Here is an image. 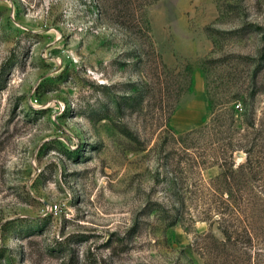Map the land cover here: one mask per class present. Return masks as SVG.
<instances>
[{"label": "rangeland", "instance_id": "rangeland-1", "mask_svg": "<svg viewBox=\"0 0 264 264\" xmlns=\"http://www.w3.org/2000/svg\"><path fill=\"white\" fill-rule=\"evenodd\" d=\"M0 264H264V0H0Z\"/></svg>", "mask_w": 264, "mask_h": 264}, {"label": "trees", "instance_id": "trees-1", "mask_svg": "<svg viewBox=\"0 0 264 264\" xmlns=\"http://www.w3.org/2000/svg\"><path fill=\"white\" fill-rule=\"evenodd\" d=\"M210 102L213 104V102H212V100H210ZM212 104H211V106H212ZM214 112V111H213ZM205 128H201V129H194V130H192V131H189L188 133H187V135L188 136H190V135H192V134H194V133H198V132H200V131H203ZM228 146V145H227ZM237 147V145H235L234 143H230L229 142V149H231V154L234 152V150H235V148ZM226 176V174H225V172H221L219 175H218V177H217V179L218 180H220V179H222L223 177H225Z\"/></svg>", "mask_w": 264, "mask_h": 264}, {"label": "built area", "instance_id": "built-area-1", "mask_svg": "<svg viewBox=\"0 0 264 264\" xmlns=\"http://www.w3.org/2000/svg\"><path fill=\"white\" fill-rule=\"evenodd\" d=\"M55 207H56V205H55Z\"/></svg>", "mask_w": 264, "mask_h": 264}]
</instances>
